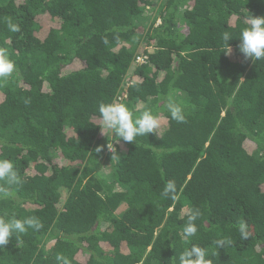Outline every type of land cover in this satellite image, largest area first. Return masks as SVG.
<instances>
[{
    "label": "trees",
    "instance_id": "obj_1",
    "mask_svg": "<svg viewBox=\"0 0 264 264\" xmlns=\"http://www.w3.org/2000/svg\"><path fill=\"white\" fill-rule=\"evenodd\" d=\"M155 1L0 0V50L15 65L0 78V159L22 181L0 194V219L41 224L0 247V264H179L192 245L210 264H264V60L246 59L238 36L264 17V0L150 11ZM170 94L186 122L170 118ZM112 102L169 127L123 141L104 179L115 136L98 108ZM169 180L175 199L160 195ZM193 209L198 230L185 242Z\"/></svg>",
    "mask_w": 264,
    "mask_h": 264
},
{
    "label": "clouds",
    "instance_id": "obj_2",
    "mask_svg": "<svg viewBox=\"0 0 264 264\" xmlns=\"http://www.w3.org/2000/svg\"><path fill=\"white\" fill-rule=\"evenodd\" d=\"M11 31H19L18 25L9 23ZM239 50L244 57L251 58L254 61L264 60V17H248V22L243 27L239 34ZM232 39V35L225 32L222 36L224 42L225 53L230 52L228 42ZM107 43V41H105ZM15 69L13 61L8 57L5 50H0V78L9 77ZM165 109L170 114V118L178 123L186 122L183 107L171 94L168 96ZM100 114L101 125L99 126L104 132L105 129L110 130L111 135L115 136L118 142H136L137 137L148 136L150 133L156 132L160 127V120L157 115H154L151 110H144L139 115H135L133 111L124 103H101L98 108ZM109 146V145H108ZM97 151H100L98 148ZM117 155L113 154V157ZM0 181H3L7 187H0V194L7 197L10 193L7 188L14 185H19L22 181L14 164L8 159H0ZM177 188L174 181L166 182L160 195L163 198L175 199ZM198 209H193L187 216V221L182 228L181 239L188 242L197 233L195 221L199 217ZM38 230L41 224L35 218L16 219L12 217L8 220L0 219V247L7 245L10 238L14 234H22L27 231V228ZM239 231L246 238V228L243 223L239 225ZM217 245L224 246L225 241H217ZM207 249L198 245H192L179 255V264H210L206 259ZM67 264V262H65Z\"/></svg>",
    "mask_w": 264,
    "mask_h": 264
},
{
    "label": "rangeland",
    "instance_id": "obj_3",
    "mask_svg": "<svg viewBox=\"0 0 264 264\" xmlns=\"http://www.w3.org/2000/svg\"><path fill=\"white\" fill-rule=\"evenodd\" d=\"M167 0H156L154 2V5L150 7V11H154V9L159 8L160 5L164 4V6L166 5ZM149 17V16H148ZM151 17H149L150 19ZM153 20V19H152ZM152 20L148 23L150 25V23L152 22ZM156 24H160V20L156 21ZM44 33H46V31L44 30ZM151 50V49H150ZM152 51V50H151ZM184 109V108H183ZM160 120V127L156 130V132H154V134L158 137L163 136L166 131L168 130V120L166 118H159ZM124 147V142L123 140L120 141H116L115 138H113L111 140V142L109 143L108 146V150H107V157L103 163V167L101 169V171L98 173V178H104V179H113V174H114V162L113 160L115 159V157L112 159L113 154H115L117 152V150H123ZM125 211V207H121L120 210L116 213L118 216H120L123 212ZM103 228H108L107 224L103 225Z\"/></svg>",
    "mask_w": 264,
    "mask_h": 264
},
{
    "label": "built area",
    "instance_id": "obj_4",
    "mask_svg": "<svg viewBox=\"0 0 264 264\" xmlns=\"http://www.w3.org/2000/svg\"><path fill=\"white\" fill-rule=\"evenodd\" d=\"M147 59H148V58H147L146 56H144V57H138V58H137V63H138V64H144V63L147 61ZM124 97L126 98V95H125ZM118 100H119V101H122V100H123V97L120 96V97L118 98Z\"/></svg>",
    "mask_w": 264,
    "mask_h": 264
}]
</instances>
